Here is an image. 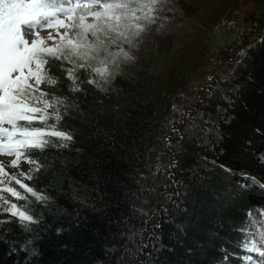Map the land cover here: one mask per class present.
Masks as SVG:
<instances>
[{
	"label": "trees",
	"instance_id": "1",
	"mask_svg": "<svg viewBox=\"0 0 264 264\" xmlns=\"http://www.w3.org/2000/svg\"><path fill=\"white\" fill-rule=\"evenodd\" d=\"M247 6L255 19L245 30ZM166 8L174 11L154 24L139 22L142 43L108 93L87 83L73 93L63 80L56 87L70 114L49 123L73 139L30 150L42 169L32 164L31 180L15 176L48 195L46 204L14 179L25 200L0 191L40 221L30 233L0 225V264H259L242 244L264 250V188L243 187L241 173L264 184V0ZM200 52L222 63L205 79ZM29 239L35 256L19 251Z\"/></svg>",
	"mask_w": 264,
	"mask_h": 264
},
{
	"label": "snow or ice",
	"instance_id": "2",
	"mask_svg": "<svg viewBox=\"0 0 264 264\" xmlns=\"http://www.w3.org/2000/svg\"><path fill=\"white\" fill-rule=\"evenodd\" d=\"M169 4L170 0H0V155L14 157L9 162L11 167L17 168L24 161L35 165L33 172H39L43 166L30 150L42 151L49 144L59 148L69 146L49 139L55 137L65 142L73 139L55 123H49L53 119L58 123L70 114L67 98L56 94L60 81L69 82L73 93L83 91L84 83L108 93L123 63L134 59L131 49L142 43L145 25L139 22L154 24L161 19L160 13L174 11L166 8ZM53 28L59 40L51 32L47 37L40 36V30ZM46 41L53 43L49 45ZM53 66L60 70L59 76L52 74ZM37 122L43 127L34 126ZM0 174L8 177L7 183L0 179L4 185L0 191L15 200H25L26 196L11 186L13 179L15 185L34 198L33 202L46 204L50 200L48 195L6 172L3 162ZM22 175L25 180L33 179L30 173ZM241 178L243 187L250 183L264 188V184L245 173H241ZM0 199L8 205L0 209V216L7 214L14 218L0 219V225L17 223L25 232L34 231L31 225L40 221L30 209L7 197ZM261 215L264 216V210ZM248 218L253 220L251 212ZM260 223L264 225V221ZM260 243L264 245V234ZM249 244L245 238L242 249L257 252L262 258L259 264H264V250L255 243ZM31 245L29 239L19 251L37 255L34 248L29 252ZM16 251L15 247L10 250L13 254Z\"/></svg>",
	"mask_w": 264,
	"mask_h": 264
},
{
	"label": "rangeland",
	"instance_id": "3",
	"mask_svg": "<svg viewBox=\"0 0 264 264\" xmlns=\"http://www.w3.org/2000/svg\"><path fill=\"white\" fill-rule=\"evenodd\" d=\"M246 13L243 16H241V21H239V24L242 28H244L245 30L248 29L249 24L254 23V14L252 13V11L249 10V7H245L242 8L241 11L239 13ZM61 32L64 31V29H60ZM51 32L53 34V36L56 38V40H59V37H56V29H44V30H40V36L41 37H47L48 33ZM34 38V37H32ZM47 44L51 45L53 43V41H46ZM208 71H209V65H207V67L203 70L202 69V79L207 78L208 76ZM212 73V72H210ZM12 160V157L7 156V155H0V162H3L4 165V170L8 173H11L13 177L21 175L22 173H24L25 171L33 168L32 164H19V167L17 168H13L10 166L9 162ZM0 179L4 180L5 182L8 181V177L3 176L2 174H0Z\"/></svg>",
	"mask_w": 264,
	"mask_h": 264
},
{
	"label": "bare ground",
	"instance_id": "4",
	"mask_svg": "<svg viewBox=\"0 0 264 264\" xmlns=\"http://www.w3.org/2000/svg\"><path fill=\"white\" fill-rule=\"evenodd\" d=\"M200 57L197 58V60L195 61L196 63L200 61L199 64H202L201 65V70L205 69L207 67V65H209V71H208V76L211 75L210 72L214 73V71H216L220 66H222V63L221 62H217L215 60V58L212 57V55L210 54H207V53H203V52H200ZM204 82L200 83L199 85H197L198 87H196V91H199L200 88L202 87Z\"/></svg>",
	"mask_w": 264,
	"mask_h": 264
}]
</instances>
